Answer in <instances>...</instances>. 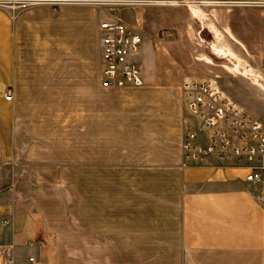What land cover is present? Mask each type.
Wrapping results in <instances>:
<instances>
[{
    "label": "crops",
    "instance_id": "obj_1",
    "mask_svg": "<svg viewBox=\"0 0 264 264\" xmlns=\"http://www.w3.org/2000/svg\"><path fill=\"white\" fill-rule=\"evenodd\" d=\"M63 1L76 3L0 9V246L11 248L0 264H59L69 214L72 246L101 248L106 263L114 253L119 264H264V182L213 157L185 163L182 152L184 83L209 80L246 111L227 71L217 81L200 67L195 46L209 29L191 3L218 30L219 5L264 0H128L152 2L120 11L143 32L145 86L117 91L101 87L107 16L90 3L122 0Z\"/></svg>",
    "mask_w": 264,
    "mask_h": 264
},
{
    "label": "built area",
    "instance_id": "obj_2",
    "mask_svg": "<svg viewBox=\"0 0 264 264\" xmlns=\"http://www.w3.org/2000/svg\"><path fill=\"white\" fill-rule=\"evenodd\" d=\"M76 1L63 0H0V9L13 14L40 6H60ZM89 3V2H88ZM90 4L106 13L99 26L102 47L101 87L123 90L145 86L142 69L135 57L143 45V32L131 29L119 12L121 7L150 5V1H92ZM184 105L191 120L182 137L185 163L203 164L213 157L245 172L248 183L264 182V125L248 112L231 103L209 80L183 84ZM13 91L6 95L12 101ZM201 134L207 135L203 148L196 146ZM0 189V214L1 196ZM11 248L0 246V257H11ZM30 264H36L29 257Z\"/></svg>",
    "mask_w": 264,
    "mask_h": 264
},
{
    "label": "rangeland",
    "instance_id": "obj_3",
    "mask_svg": "<svg viewBox=\"0 0 264 264\" xmlns=\"http://www.w3.org/2000/svg\"><path fill=\"white\" fill-rule=\"evenodd\" d=\"M202 3H198V6L203 5ZM147 6L149 5L121 7L120 10L144 9ZM219 6H221L220 9L225 11L222 21L218 24L219 31L214 28L210 18L201 16L200 9L198 7L196 9L197 12L194 16L197 19L203 17V22L201 24L197 23L199 29L206 26L209 29H200L201 32L198 36L200 43L195 46V50L200 53V55H197V61L201 68L213 73V76L211 75L209 78L214 80L218 81L214 75H225L222 70L227 71L229 78L232 79L230 87L233 95L238 99L237 101L264 125V3L249 6L243 4V2H229ZM231 9L239 12L234 21L227 16L230 14H227L226 11ZM249 13H252L250 19ZM210 31H214L215 35ZM213 45L222 49L224 53L229 54L232 58L237 57V61L234 62L228 57L216 56L212 50ZM203 49L213 59L214 64L211 61L207 62L209 64L205 62L207 60L202 55ZM251 75L261 78L262 82L253 79ZM59 187L65 188L64 185H59ZM69 203L70 201H64L63 207L67 211H70ZM64 219L63 242L62 246L58 248L59 264H119V262H114L119 259L118 255L114 253L111 255L113 262H104L107 257L104 258V250L101 248L93 250L86 247H73L70 214Z\"/></svg>",
    "mask_w": 264,
    "mask_h": 264
},
{
    "label": "bare ground",
    "instance_id": "obj_4",
    "mask_svg": "<svg viewBox=\"0 0 264 264\" xmlns=\"http://www.w3.org/2000/svg\"><path fill=\"white\" fill-rule=\"evenodd\" d=\"M191 5H192V7H194V8L199 7L198 4H197V2H196V3H191ZM213 51H214V53H215L216 55H218V56H222L223 58H227V57H228V58L232 59L234 62L237 61V60H236L237 57H236V58H232L229 54L224 53V52L222 51V49H219L218 47H213ZM240 63H241V62H240ZM251 77H252L253 79L259 81V82H262V79H261V78H258L257 76L254 77V76L251 75Z\"/></svg>",
    "mask_w": 264,
    "mask_h": 264
}]
</instances>
